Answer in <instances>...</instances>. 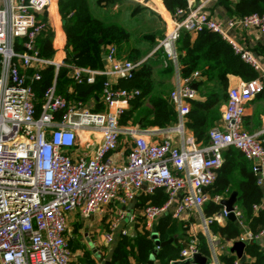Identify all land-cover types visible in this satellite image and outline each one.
Instances as JSON below:
<instances>
[{
	"label": "built area",
	"instance_id": "obj_1",
	"mask_svg": "<svg viewBox=\"0 0 264 264\" xmlns=\"http://www.w3.org/2000/svg\"><path fill=\"white\" fill-rule=\"evenodd\" d=\"M213 1L177 9L153 50L160 51L162 66L172 69L175 86L168 100L177 120L155 131L163 138L151 143L145 136L154 131L120 124L139 90L119 88L117 83L130 79L141 61L121 60L116 47L108 45L102 54L106 56L103 69L67 66L64 43L59 42L51 19L55 0H0V264H73L79 255L68 243V217L76 211L83 218L102 215L111 205L115 219L102 235L105 245L130 236L138 217L150 228L167 216L176 221L197 216L208 236L209 228L229 215L222 206L208 217L204 213L207 203L220 205L225 199L209 190L229 148L250 163L256 185L264 190V119L255 133L245 131L242 122L247 104L264 90V69L229 35L235 28H252L264 35V12L223 24L206 11ZM203 30L218 34L257 74L228 89L219 124L209 129L205 144L186 130L190 103L197 98L191 85L199 74L181 75L176 50L181 31ZM44 34L50 35L54 48L51 58L43 57L36 45ZM48 67L53 68L54 79L42 93L36 116L32 85ZM60 67L69 70L68 77L76 85L92 84L97 75L105 77L100 94L103 111L56 92ZM116 153L118 160L112 157ZM156 190L166 194L163 204H147L137 217L126 213L138 196ZM232 214L243 227L235 242L256 243L264 250V228L244 229L235 205ZM196 254L199 248L192 240L181 249L179 260ZM209 264L221 262L214 256ZM232 264L241 262L235 258Z\"/></svg>",
	"mask_w": 264,
	"mask_h": 264
},
{
	"label": "trees",
	"instance_id": "obj_2",
	"mask_svg": "<svg viewBox=\"0 0 264 264\" xmlns=\"http://www.w3.org/2000/svg\"><path fill=\"white\" fill-rule=\"evenodd\" d=\"M96 7L113 6L122 0H92ZM161 7L159 0H152ZM216 0V4L223 7L229 17L242 18L250 14L264 12V0ZM57 12L62 21V30L65 35L64 49L67 66L101 70L104 65L101 56L107 45H113L116 49L130 41L132 35L124 26L111 21L109 17H98L93 14L90 0H57ZM164 8L174 14L177 9L186 8V0H162ZM52 13H55L53 6ZM99 40L102 42L99 43ZM39 51L45 58H51L54 48L50 41V35L44 34L36 42ZM155 45V44H154ZM142 51L139 45L127 50L126 58L131 62H139L149 52ZM178 52L179 70L182 76H189L198 72L199 91L203 93V101L190 103L187 113L186 127L190 130L195 140L201 144L207 142L209 129L218 118V108L221 102L226 101L227 76H237L243 81H250L257 74L233 52L231 47L216 33L203 30L194 34L181 31L176 41ZM160 51H155L150 57L141 61L130 79L121 80L117 87L127 90L138 89L139 95L129 102V107L120 118L122 126H137L140 129L147 127H167L175 121L176 113L169 103L168 97L155 91V79L153 70L155 64L161 65V61L153 62V58H159ZM171 76L172 69L164 70ZM69 70L60 67L55 76L56 92L64 95L68 100H81L82 102L95 103L94 111L101 110L100 97L102 83L105 77L97 75L94 83L76 85L68 78ZM54 79V70L48 67L41 72V79L33 83V92L36 97V116L39 112V104L42 93L48 88ZM203 80L202 82L200 80ZM209 82H214L209 85ZM73 87L72 94H67V88ZM264 95V90L257 96ZM256 97V98H257ZM264 138V135L262 136ZM264 148V143H263ZM237 193L235 206L241 211L245 227L252 232H258L264 228V209L254 210L261 201V188L256 185L255 177L251 171V165L242 154L229 148L223 152V161L217 170L216 179L211 186V195L228 197L231 192ZM140 205H161L166 200V194L162 190H156L150 195H140ZM221 206L212 202L204 206L205 216L219 211ZM175 220L169 217L161 218L154 226L160 241L171 240L170 243L157 250L155 254L156 264H169L179 257V253L191 239H183L176 234ZM213 232L222 241L235 242L242 233V228L237 220H226L225 224L211 226ZM132 238V239H131ZM201 239V238H200ZM203 239V238H202ZM199 253L207 255L204 241L197 243ZM154 248L150 233L143 231L135 237H121L114 245L110 255V264H144ZM243 253L247 258L241 264H264V250L256 243H246ZM89 259V253H85ZM252 258V261H248ZM234 256L226 253L220 256L221 264H232Z\"/></svg>",
	"mask_w": 264,
	"mask_h": 264
},
{
	"label": "crops",
	"instance_id": "obj_3",
	"mask_svg": "<svg viewBox=\"0 0 264 264\" xmlns=\"http://www.w3.org/2000/svg\"><path fill=\"white\" fill-rule=\"evenodd\" d=\"M56 1L57 0H55V13H51V19L57 25V37L59 38V42L65 43V35L63 33V30H62V21H61L59 15H58V12H57ZM144 1L147 3L144 6L147 7L148 11L153 13L156 17L158 16V18L161 20L162 23H164V25L166 27V23H167V21H169L168 17H170L171 14L164 8V6L162 4V0H159L161 7H162L159 9L160 11L158 10V7L155 5V3L152 0H144ZM201 1H203V0H186V5H188L189 7H195ZM232 2L234 3L235 0H233ZM117 6L118 5L116 3L113 6H109V7L111 8V10H113V9H115L114 7H117ZM104 8L105 7L99 6V9H101V10H104ZM206 11L209 13V15L213 19H215V20H217L223 24L226 23L227 20L232 18V17L228 16L227 11L223 7H220L219 5L216 4V1L209 3L207 5ZM190 34H191V37L193 38L194 34H192V33H190ZM229 35L232 39L237 41L239 45H241L244 48H247L258 59L260 65L264 69V35L258 33L255 29H252V28H235V29L229 31ZM131 41H132V38L130 39L129 42L123 44L120 48L117 49V57L119 59L128 60L126 58L127 50L136 45V44L131 45ZM153 43L151 41L149 46H151L152 48L149 50V52L147 54H145V56L142 58L141 61H143V59H145V58L150 57L153 54V50L155 49L154 48L155 45H153ZM148 48H144V47L142 48L141 47L142 51H144V52H145V49H148ZM53 56H54V53L52 54V57ZM65 57H66V52H65ZM159 59L160 58H153L152 61L156 62ZM166 69H168V68L163 67L162 63H161V65L155 64V67L153 70V78L155 79V91H156V93L168 97L169 93L172 91L173 87L175 86V81L172 77V74H171V76H168L165 73L164 70H166ZM197 79H195V81L192 83V84H196V90L195 89L194 90L197 93V98H196L195 102L203 101V99H204L203 93H201L199 91ZM200 81L202 82L203 80L201 79ZM242 81L243 80L237 76L228 75L227 76L226 93H227L228 89L237 86ZM208 84L213 85L214 82H209ZM73 90H74L73 87L69 86L67 88L66 92L69 95V94H72ZM97 102L101 103L100 97L97 98ZM86 104L88 106L90 105L89 107L93 110L96 107L94 101H92V100L90 102H86ZM224 105H225V101L221 102V104L218 108L219 115H218L217 121L214 123V125L212 127L219 124L220 113L224 109ZM101 106H102V108L99 111H103V109H104L102 103H101ZM263 119H264V95L257 97L256 99H254L253 101L248 103L247 106L245 107V111H244V115H243V121H242L243 122V128L248 133H255V132L260 130ZM176 120L177 119L175 118V121L167 127H170L171 125H173L176 122ZM135 127L139 128L137 126H135ZM167 127L161 128V127L153 126V127L144 128V129H147L149 131H154L153 133H149V135L145 136L146 140L148 142H151V143H157V142L161 141L163 137L161 136V134H158L155 131H161L162 129H166ZM186 130H187L188 134L193 136L192 132L190 130H188L187 127H186ZM121 149H124V147L121 146ZM118 153L112 155V157L115 158L116 160H118V158H119ZM125 153H127V152L125 151ZM261 193H262L261 201L256 206V209H254V210H257L258 208L264 209V190L263 189H261ZM138 197L136 198V200L134 202L130 203V205H128L125 208L126 213H129V212L134 213L136 215V217L140 215L141 209L145 206V205H143V206L140 205V199ZM226 198L227 197H225V199ZM241 217L243 218V216H241ZM242 218H241V220L243 222L244 229H247L245 227V224H244V221ZM114 219H115V210H114L112 205L110 206V209H107L105 211V213L102 215H93L89 218H83V217H81L79 212L76 211L68 217V232H67L68 243H69L71 251L73 253L79 255V258H77V260L74 261L73 264H99V262L96 258V255H100L103 259L108 260L110 262V255H111V253L114 249V245L117 241H115L112 244L105 245L103 243L102 235L109 230L110 224L113 222ZM175 222L180 223L183 228H188V230H189L188 233L189 234L191 233L192 236L196 240H200V242H201V240L204 241V244L206 246L208 254L205 255V254L200 253V255L203 258H205V264H209V262L213 260L214 256H216L217 259H220V256L223 254H226V253H229V254L233 255L234 258H236L234 254L229 252V249L232 245L231 242L222 241L221 239H219L218 236L213 232V230L211 228H209V235L208 236L206 234H204V232L202 230L201 219L199 217L192 216V217L183 219L181 221L175 220ZM225 222H223L221 224H217V225L222 226L225 224ZM156 223H157V221L150 228H147L145 226V224L143 223V221L141 220V218L138 217L137 224L135 226L133 225V229L130 232L131 233L130 237H135L137 235V233L147 231L150 233V239H151V236L153 234L157 235V233L153 229ZM194 223H197V225ZM241 228H242V232H243V227H241ZM99 229H101L102 232L99 236V239L96 240V238H94V237L98 233ZM157 238H158V235H157ZM92 240L94 241L93 243L95 245V251L97 252L96 254L91 253L89 251V249L87 248L88 247L87 243H89ZM197 243H199V241ZM218 243H219V245H218ZM86 252L89 253V259L85 257ZM155 254H156V252H155ZM243 255H244V253H243ZM179 259L180 258L178 257L176 260L171 261L170 263L176 262V261L181 262ZM246 260H247V258L245 257V261ZM248 261H252V258H249ZM130 264H134V262L131 261ZM154 264H156L155 261H154Z\"/></svg>",
	"mask_w": 264,
	"mask_h": 264
},
{
	"label": "rangeland",
	"instance_id": "obj_4",
	"mask_svg": "<svg viewBox=\"0 0 264 264\" xmlns=\"http://www.w3.org/2000/svg\"><path fill=\"white\" fill-rule=\"evenodd\" d=\"M90 1L95 16L99 15L98 17H104L107 15L106 17H109L111 21H115L130 31L132 35L131 45L136 44L142 48H152L149 46L152 41V43L154 42L153 45L155 44L156 47L158 41L165 33L166 27L164 23L161 22L158 16L156 17L153 13L148 11L147 7L144 6L147 4L144 0H122L117 3L118 6L114 7L115 9L113 10H111L109 6L105 7L104 10H101L99 7L94 6L92 0ZM147 50L148 49H145V52ZM194 224L197 225V223ZM175 225H177V235H181L185 240L191 239L200 242V240H196L191 233H188V228H183L178 222H175ZM101 232V229H99L94 237L96 240L99 239ZM93 240L87 243V248L91 253L96 254L97 252L95 251Z\"/></svg>",
	"mask_w": 264,
	"mask_h": 264
},
{
	"label": "water",
	"instance_id": "obj_5",
	"mask_svg": "<svg viewBox=\"0 0 264 264\" xmlns=\"http://www.w3.org/2000/svg\"><path fill=\"white\" fill-rule=\"evenodd\" d=\"M101 42L102 41L99 40V43H101ZM105 58H106L105 55L101 56L103 65L106 64ZM145 59H143V60H145ZM191 86H192L193 89L196 90V84H192ZM236 196H237V193L235 191H233V192H231L229 194V196L226 199H223L220 202V206L224 207L225 210L227 212H229V215H228L227 219L231 220V221L235 220V218H234V216L232 214V210H233V206L235 205V202H236ZM151 239L153 240L154 248L152 250V253L149 256V259L144 264H154L155 252H157V250H159L160 248L164 247L165 245H167L168 243L171 242L170 239L167 240V241H160L157 238L156 234H153L151 236ZM244 247H245V244L242 243V242H239V241L233 242L231 247H230V249H229V252L234 254L235 257L240 262H244L245 261V256L243 255ZM96 258H97L99 264H110V262L108 260L103 259L100 255H96ZM191 262H193L195 264H205V258H203L200 254H196V255H194L192 257V259L183 260L181 262L176 261V262H172L170 264H188V263H191Z\"/></svg>",
	"mask_w": 264,
	"mask_h": 264
},
{
	"label": "bare ground",
	"instance_id": "obj_6",
	"mask_svg": "<svg viewBox=\"0 0 264 264\" xmlns=\"http://www.w3.org/2000/svg\"><path fill=\"white\" fill-rule=\"evenodd\" d=\"M156 5V4H155ZM157 6V5H156ZM158 7V10L160 9V7L159 6H157ZM53 9V8H52ZM160 11V10H159Z\"/></svg>",
	"mask_w": 264,
	"mask_h": 264
}]
</instances>
